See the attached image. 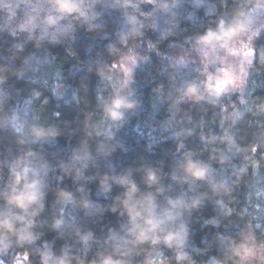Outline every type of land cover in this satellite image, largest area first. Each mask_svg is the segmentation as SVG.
Here are the masks:
<instances>
[{"label":"trees","instance_id":"16d2710c","mask_svg":"<svg viewBox=\"0 0 264 264\" xmlns=\"http://www.w3.org/2000/svg\"><path fill=\"white\" fill-rule=\"evenodd\" d=\"M244 2L132 0L138 6L134 10L104 0L93 9L99 15L89 22L91 30L77 24L74 31L58 34L55 41L49 35L36 47L40 30L30 35L18 25L33 14L37 0H0V69L6 70L0 74L7 76L0 85V100L9 99L26 128L55 125L60 131L54 139L33 144L0 128V190L6 187L8 166L30 150L36 154L30 162L43 168L37 171L46 193L44 212L33 229L38 238L0 255L4 264H24L25 251L29 264H41L39 253L46 245L54 255L66 246L71 255L90 259L98 246L83 252L77 231L91 230L102 242L108 229L119 228L123 220L110 210L122 188L113 184L111 192L102 195L96 177L105 173L119 177L131 170L139 180L146 167L158 171L170 194L184 193L189 205L193 197H200L199 205L183 213L188 228L183 251L195 264H210L219 254L221 238L226 246L229 239L250 231L257 241H264V113L258 108L264 102V64L260 63L264 31L252 42L249 96L242 99L237 94L219 98L205 94L198 102L181 99L183 89L163 62L166 56L191 52L198 46L197 36L216 30L221 20H231ZM159 4L168 7L160 9ZM125 12L139 23H128ZM134 28L140 36L131 35ZM125 45L144 62L122 91L135 107L116 124L105 118L101 101L108 100L124 79L121 57L114 50L126 53ZM18 70L22 76L14 75ZM235 112L241 115L233 122ZM225 135L234 146L222 139ZM188 158L209 166L211 183L189 186L183 171ZM213 184H223L231 192L214 194ZM61 190L72 193V202L59 197ZM83 201H88V208L82 207ZM57 219L64 221L60 229L53 228Z\"/></svg>","mask_w":264,"mask_h":264},{"label":"clouds","instance_id":"9594fccd","mask_svg":"<svg viewBox=\"0 0 264 264\" xmlns=\"http://www.w3.org/2000/svg\"><path fill=\"white\" fill-rule=\"evenodd\" d=\"M103 2L104 0H37L33 14H29L25 22L18 27L19 30L27 31L30 35L39 29L40 35L36 39V47H39L45 37L50 35L55 41L58 34L74 31L77 24L87 25L91 30L92 26L89 22L99 15L94 13L93 9ZM142 2L152 4L153 0H142ZM116 6L131 7L134 10L138 7L132 3V0H116ZM157 7L166 10L168 6L159 4ZM258 8H264V0H245L234 11L231 20L227 22L221 20L216 30L209 29L196 37L198 45L219 50L224 55L219 58L221 66L216 68L214 73L207 71L209 61L204 60L205 79L188 84L183 90L181 99L187 98L198 102L205 99V94L208 97L219 98L243 86L255 53L253 38L259 34V28H264V20L253 14ZM125 16L128 23L132 25L139 23L134 15L125 12ZM257 25L259 28L256 27ZM131 35L140 36L141 33L134 28ZM125 39L121 37L122 41ZM116 53L121 57L120 65L124 79L115 85V93L108 100H102L101 105L105 118L118 124L124 119L125 113L135 107V103L128 98V95L122 94L121 90L131 81L132 66L136 63V56L131 47H127L126 53L114 50V54ZM203 55L207 57L209 53L205 51ZM24 63L27 64V60ZM260 63L264 64V51L261 52ZM4 71L6 70L0 69V73ZM14 75L19 77L23 72L18 70ZM107 79L111 80V77ZM6 82L7 76L0 74V85ZM210 102L214 104L215 100ZM258 108L264 113V102L260 103ZM55 115L58 116L59 113ZM240 115L241 113L238 112L233 113V122ZM0 128L10 129L13 134L26 138L33 144L60 135L55 125L44 127L32 124L26 128L6 96L0 100ZM222 139L226 140L230 147L234 146L233 140L227 135ZM20 142L25 141L21 139ZM35 155L30 150L23 152L8 166L7 184L5 189L0 190V200H2L0 255L7 254L9 249L32 244L38 238L33 229L36 218L44 212L46 193L43 190L45 184L37 171V169L43 171V168L39 164H32L29 159L34 158ZM190 155L188 154L189 157ZM220 162L223 163L224 158H221ZM183 171L184 179L190 181V187L196 182L211 183L210 168L201 161L188 158L183 164ZM142 173L139 180L132 175L131 170L119 177L107 173L96 177L102 195L107 196L113 184L122 188L121 194L115 198L110 210L118 213L123 220L119 228L108 229L102 242L91 230L84 233L77 231L76 235L83 252L87 253L94 246H98L90 259L85 261L71 255L66 246L60 255H54L46 245L45 250L39 253L41 264H73V261H76V264H172L173 260L175 264H195V261L183 251L188 237L183 213L190 207L199 205L200 197H193L189 205L185 201L184 193L170 194L169 189L161 183L162 176L156 169L146 167ZM172 179L176 180V176L173 175ZM212 188L214 194L223 192L227 195L231 192V189L223 184H213ZM58 195L65 202L73 200L70 192L61 190ZM82 207L88 208V201H83ZM63 223L62 219H57L53 223V228L60 229ZM162 249L172 251L174 255L165 256ZM218 253L211 258L210 264H264V241H257L250 231L229 239L226 246L224 238H221ZM20 255L17 253L18 257ZM22 257L24 264H29L27 251ZM0 264H4V261L0 260Z\"/></svg>","mask_w":264,"mask_h":264},{"label":"rangeland","instance_id":"374dc122","mask_svg":"<svg viewBox=\"0 0 264 264\" xmlns=\"http://www.w3.org/2000/svg\"><path fill=\"white\" fill-rule=\"evenodd\" d=\"M260 20H264V8H258L255 13ZM259 28V26H256ZM264 31V28H259V34L253 38V40L258 37L261 32ZM253 42V41H252ZM207 51L209 55L207 57H204L203 53ZM134 54V53H133ZM136 63L132 66V73H131V81L130 83L121 90H125L129 87V85L133 82L134 75L136 70H138L141 66V64L144 62L143 57L141 55H136ZM224 54L223 52L219 50H213L212 48H209L208 46H201L198 45L195 49H193L191 52H185L181 55H172V56H166L163 59L164 64L168 67V69L171 70V75L173 81H175L177 84L181 85V88L184 90V88L192 83V82H200L203 79H205L203 75V71L205 68L204 60L207 59L209 61L207 65V71L209 73H214L216 68L220 67L219 58L222 57ZM254 62V57H253ZM253 62L251 66L248 68V76L245 78V83L241 88H237L234 91H230L226 93L228 97H231L235 94L239 95L240 99L243 98L244 94H248L247 91V80L250 75V70L253 65ZM121 67V65H120ZM253 89L251 90V93H253ZM246 97V98H247ZM244 104V103H243ZM246 104V103H245Z\"/></svg>","mask_w":264,"mask_h":264}]
</instances>
